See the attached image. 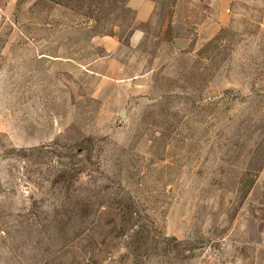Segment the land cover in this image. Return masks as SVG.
<instances>
[{
  "label": "rangeland",
  "instance_id": "obj_1",
  "mask_svg": "<svg viewBox=\"0 0 264 264\" xmlns=\"http://www.w3.org/2000/svg\"><path fill=\"white\" fill-rule=\"evenodd\" d=\"M154 1L1 2L0 264H264V0Z\"/></svg>",
  "mask_w": 264,
  "mask_h": 264
},
{
  "label": "crops",
  "instance_id": "obj_2",
  "mask_svg": "<svg viewBox=\"0 0 264 264\" xmlns=\"http://www.w3.org/2000/svg\"><path fill=\"white\" fill-rule=\"evenodd\" d=\"M2 1L3 0H0V5ZM179 3L180 0H177L169 7L165 15L166 23L169 19L174 17L175 10ZM202 3V10L205 13L209 12V16L212 17L204 15L202 21L199 22L195 30V39L198 43L211 40L220 28L225 27L229 21L228 12L230 0H203ZM127 6L134 12L135 23L139 26L131 33L129 37V46L138 49L145 38L141 27L151 24L153 21L156 11V2L154 0H128ZM189 43L190 41L187 38L179 39L176 41V47L179 49H188ZM253 193L258 195V198L254 200V205L259 208L255 212V222L264 223V168H262L259 173Z\"/></svg>",
  "mask_w": 264,
  "mask_h": 264
}]
</instances>
